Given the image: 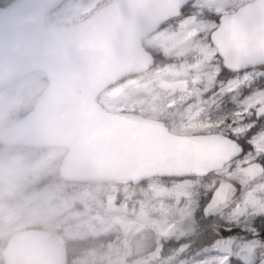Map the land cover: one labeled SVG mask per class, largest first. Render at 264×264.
<instances>
[{"label":"snow or ice","instance_id":"obj_1","mask_svg":"<svg viewBox=\"0 0 264 264\" xmlns=\"http://www.w3.org/2000/svg\"><path fill=\"white\" fill-rule=\"evenodd\" d=\"M112 12L110 67L192 157L169 176L183 217L170 264H264V0H128Z\"/></svg>","mask_w":264,"mask_h":264},{"label":"water","instance_id":"obj_2","mask_svg":"<svg viewBox=\"0 0 264 264\" xmlns=\"http://www.w3.org/2000/svg\"><path fill=\"white\" fill-rule=\"evenodd\" d=\"M61 1L14 0L0 8V36L11 31L13 17L45 14ZM127 2L114 0L75 25H54L55 35L40 23L26 30L43 35L40 49L58 51L54 57L37 52L28 58L30 71L43 70L49 83L38 97L41 103L16 123L26 127L28 143L68 148L59 168L68 180L138 183L151 176H170L192 159L179 150L177 134L137 113L108 111L96 100L120 80L110 67L106 40L115 19L112 10ZM1 131L10 132L9 125ZM12 253H19L27 263L66 261L61 239L39 229L13 234L4 255Z\"/></svg>","mask_w":264,"mask_h":264},{"label":"clouds","instance_id":"obj_3","mask_svg":"<svg viewBox=\"0 0 264 264\" xmlns=\"http://www.w3.org/2000/svg\"><path fill=\"white\" fill-rule=\"evenodd\" d=\"M48 20L43 12L17 15L11 20V31L0 36V114L6 115L22 105L41 103L35 96L27 60L37 52L44 57H54L58 49H40L43 35L40 32L29 34L26 30L34 23L48 26ZM48 31L56 34L54 26H49ZM9 128L7 134L0 131V179L11 183L21 175L40 174L44 170L43 162L31 160L30 156L41 146L26 142L27 129L23 124L12 122Z\"/></svg>","mask_w":264,"mask_h":264},{"label":"trees","instance_id":"obj_4","mask_svg":"<svg viewBox=\"0 0 264 264\" xmlns=\"http://www.w3.org/2000/svg\"><path fill=\"white\" fill-rule=\"evenodd\" d=\"M10 1L12 0H0V6L6 5ZM123 84L125 91L135 97L141 98L142 96L146 95L143 90H133L132 86L126 80L123 81ZM30 107L31 104L22 108V112H25ZM144 110L151 114L149 106L146 105L142 107V111ZM56 164L57 162L55 161H50L49 163L45 164L44 170L40 174L34 177H30L26 185L11 192L0 203H9V206L13 208H25V215H27V212L31 213L37 220H39V216L50 213V210H48L50 207L45 201L46 199L54 198L51 195L57 194V192L62 193L68 199L72 198V195L81 200L85 199L87 201L88 199L89 201H91L93 208H95L96 206H98V200L100 198H103V194L114 192L117 189L118 193L116 196V202H118L120 205H123L124 201H130L131 207L130 209H128V211H131V213H134L135 211L133 207L134 202L131 200L149 198L148 194L142 196L139 194L140 190H133L130 186H118L111 184H82L65 181L59 176V173L56 169ZM165 184H167L168 186H173V181H167L165 182ZM154 198L155 200H159L158 196ZM165 200H168L171 204H174L175 198L170 195L169 197L165 198ZM158 206L159 205H156V207ZM110 210L111 209H109L108 211L103 210V212L105 214H109L111 213ZM125 211L127 210H122V212ZM114 213H117V211H114ZM156 214L157 216L159 215V213Z\"/></svg>","mask_w":264,"mask_h":264},{"label":"flooded vegetation","instance_id":"obj_5","mask_svg":"<svg viewBox=\"0 0 264 264\" xmlns=\"http://www.w3.org/2000/svg\"><path fill=\"white\" fill-rule=\"evenodd\" d=\"M139 218L137 217V224L133 231L132 256L124 257L122 252H118L116 263L113 262L114 257L110 254L109 249V246L118 241L115 239L116 232H110L114 225L100 230L96 228L80 229L84 226L82 222L87 221L88 224L100 222L95 220V216L78 219L68 224L60 223L61 228H69L58 232L64 239H67V245L71 249L67 264H121L123 258L130 264H170L169 255L162 252L163 242L158 243L157 249L155 228L149 223V220L144 218L139 222ZM49 220V227L52 228L58 222L54 216L49 217ZM166 233H170V231H166ZM109 234H113L110 240H108Z\"/></svg>","mask_w":264,"mask_h":264},{"label":"rangeland","instance_id":"obj_6","mask_svg":"<svg viewBox=\"0 0 264 264\" xmlns=\"http://www.w3.org/2000/svg\"><path fill=\"white\" fill-rule=\"evenodd\" d=\"M99 0H91L90 2H87L86 4L82 3V0H74L69 2V4L65 7V10L71 11L68 15L61 16L60 12L57 13L58 18H64L66 20H71V18H74L76 14H78L80 11H88L93 5H95V2ZM33 85L34 88L41 86V83L39 82V78L36 75H33ZM103 99L106 101L107 105L109 107H120L123 108L126 105H130L133 107V105H139L143 103V100L138 99L136 97H133L130 94H127L123 90L122 85H118L112 89H110L106 94L103 95ZM5 115L0 114V118L4 117ZM57 153V150H50V151H40L36 154V157L31 160H40L43 163L49 158L53 157ZM9 183L8 181H6ZM18 182L12 181L11 185L15 186ZM149 185L151 187V190L156 194H161L166 196L167 195V188L160 185L159 181H151L149 182ZM175 193V190H173V193ZM4 214L11 215L13 212L11 210H7ZM117 223H119L124 230H127L129 227L133 225V221L129 219V217L121 215L116 218ZM115 221V222H116ZM110 219L103 220V225L101 229L108 227L111 224ZM156 224L163 228L164 230H167L169 225L166 223L159 221L156 219Z\"/></svg>","mask_w":264,"mask_h":264}]
</instances>
